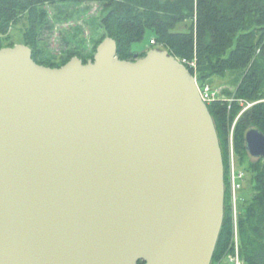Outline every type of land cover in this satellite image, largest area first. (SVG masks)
I'll list each match as a JSON object with an SVG mask.
<instances>
[{
  "label": "water",
  "instance_id": "1",
  "mask_svg": "<svg viewBox=\"0 0 264 264\" xmlns=\"http://www.w3.org/2000/svg\"><path fill=\"white\" fill-rule=\"evenodd\" d=\"M107 37L86 64L0 50V264H212L225 167L194 74ZM246 150L264 160V133Z\"/></svg>",
  "mask_w": 264,
  "mask_h": 264
},
{
  "label": "trees",
  "instance_id": "2",
  "mask_svg": "<svg viewBox=\"0 0 264 264\" xmlns=\"http://www.w3.org/2000/svg\"><path fill=\"white\" fill-rule=\"evenodd\" d=\"M59 4H92L103 7L106 15L98 22L101 37L93 46L79 44L64 55L43 58L45 32L52 30L50 8ZM191 21L187 32L179 25ZM26 25L24 43L41 65L59 68L73 57L86 64L107 38L118 45L122 60L135 61L159 46L183 61L197 59L191 70L202 88L215 77L233 79L235 90L224 94L209 110L218 131L225 167V219L212 264H232L224 260L235 254V226L229 189V140L233 131L234 150L239 168L252 175L254 194L240 204L238 215L239 254L243 264H264V160L253 159L246 150V134L251 128L264 133V0H0V50L13 48L9 32ZM152 33L156 45L137 52L134 45ZM152 40V41H154ZM151 43V41H150ZM70 46L71 43L67 42ZM86 45V46H85ZM248 104H253L247 108ZM142 264L144 262H141Z\"/></svg>",
  "mask_w": 264,
  "mask_h": 264
},
{
  "label": "rangeland",
  "instance_id": "3",
  "mask_svg": "<svg viewBox=\"0 0 264 264\" xmlns=\"http://www.w3.org/2000/svg\"><path fill=\"white\" fill-rule=\"evenodd\" d=\"M161 1L166 2L168 0H161ZM171 1H177V0H171ZM86 6L87 5L78 7L67 4L66 5L59 4L56 6L54 10H51L52 8L49 9L51 14L50 16L51 25H53L54 28L50 31L45 32L43 36V41L41 42V47L44 48L43 58L53 57L56 58L55 59L56 61H58L67 50L72 49L74 47L76 48L80 47L79 46L80 43L89 45L90 48L91 46H93L95 40L100 39L102 32L98 25V22L106 15V12L103 10V7L98 4H92L88 9L86 8ZM191 24H192L191 21H187L185 24L179 25L176 31L187 32V30L189 29L188 27H190ZM25 29H26V25L19 24L18 26H15L13 29H11V31L9 32L10 40H12L15 45L24 43L23 33ZM154 39L155 38H153L152 33H147L145 41L142 43L135 44L134 49L137 52H142V51L148 52V48L149 46H151L150 44H152L150 43V41ZM67 42H70L71 45L69 46ZM154 42L156 41L154 40ZM154 45H156V43ZM155 48L165 50L159 46ZM232 79L233 78L230 75H228L226 78L215 77L213 79L212 85L210 84H206V85H209L213 89L218 90L220 94H222L223 90L225 91V93L233 92L235 90V86ZM198 86L200 87L199 84ZM222 99L224 100L226 99L229 102H232V99H228L224 94L222 95ZM232 139H233V131L230 135V140H229V179H230V173L233 169L230 161L232 156V151L234 150V140L232 142ZM235 158H236V166H235L236 170L245 175V178L242 182V188L238 192L236 214L234 211L235 209L234 204L232 203V201H230L233 217L236 220V222L234 221V226L236 223V227H235V233H236L238 232L237 231L238 215H239L240 204L252 198L254 194V189H253L252 175L250 174V172L247 171L244 172L241 168H239L236 154H235ZM231 257L232 255L227 259H225L224 261L231 262Z\"/></svg>",
  "mask_w": 264,
  "mask_h": 264
},
{
  "label": "built area",
  "instance_id": "4",
  "mask_svg": "<svg viewBox=\"0 0 264 264\" xmlns=\"http://www.w3.org/2000/svg\"><path fill=\"white\" fill-rule=\"evenodd\" d=\"M152 44H155L154 41H151ZM182 64H184L190 71L194 70L197 71L198 69V62L197 59L194 60H187L184 59L183 61L179 60ZM195 78L197 79V83H198V78L196 77V75L194 74ZM200 88V92L202 95V99L203 101L209 106L210 104L214 103L217 100H222V94L219 93L218 90L213 89L211 86L206 85L203 86L202 88ZM233 101V99H232ZM253 104H248V108L252 107ZM233 142V139H232ZM231 164H232V171L230 173V179H229V189H230V194H231V201L234 204V211L235 214L237 213V209H236V205H237V201H238V192L239 190H241L242 188V182L245 178V175L241 172H238L235 168L236 166V158H235V152L234 150L232 151V156H231ZM234 221L236 222V220L234 219ZM235 227H236V223H235ZM238 231V230H237ZM236 237H235V254L232 255L231 257V262L232 264H243L241 258H240V254H239V235L238 232L235 233Z\"/></svg>",
  "mask_w": 264,
  "mask_h": 264
}]
</instances>
